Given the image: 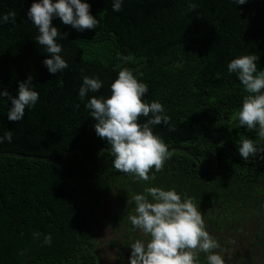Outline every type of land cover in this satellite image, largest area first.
<instances>
[{
	"label": "trees",
	"instance_id": "trees-1",
	"mask_svg": "<svg viewBox=\"0 0 264 264\" xmlns=\"http://www.w3.org/2000/svg\"><path fill=\"white\" fill-rule=\"evenodd\" d=\"M33 2L0 0V15L16 13V23L0 25V91L16 96L19 82L31 76L39 93L37 105L18 122L7 118L11 102L0 101V135H13L11 143L0 144V264H101L96 221L105 200L114 202L110 223L126 257L119 262L129 264L130 244L147 239L127 219L134 214L132 196L146 187L192 198L207 229L227 228L249 208L261 210L264 146L244 160L238 142H264L258 129L236 127L247 93L227 65L251 54L264 69V0H191L194 11L188 0H124L119 12L111 10V0H87L99 21L96 29L77 31L59 18L52 21L67 33L57 41L69 64L62 74H50L43 64L50 54L34 40L38 32L27 16ZM122 68L148 85L144 99L159 101L175 126L174 132L163 123L152 126L170 152L154 180L112 167L111 146L96 135V121L78 99L85 75L104 82L86 100L109 97ZM177 146L189 152L170 149ZM34 232L51 234V246L42 245L43 237L33 239ZM211 235L221 254L223 240ZM200 261L206 264L204 253ZM237 262L226 264H264L250 257Z\"/></svg>",
	"mask_w": 264,
	"mask_h": 264
},
{
	"label": "clouds",
	"instance_id": "clouds-1",
	"mask_svg": "<svg viewBox=\"0 0 264 264\" xmlns=\"http://www.w3.org/2000/svg\"><path fill=\"white\" fill-rule=\"evenodd\" d=\"M123 2L111 0V10L121 11ZM246 2L232 0L235 5ZM90 7L87 0H35L28 9V19L38 32L34 40L50 54L43 60L50 74H62L69 68L61 55L62 45L57 42L65 40L67 33L61 34L53 26V19L59 18L64 25L77 31L96 29L99 21L91 14ZM195 9L196 5L188 0V10ZM9 22L16 23L14 11L0 15V25ZM257 59L251 54L238 56L228 63L227 71L236 75L247 93L237 112L236 127L258 129L259 140L264 142V69L258 68ZM103 83L99 77L83 76L78 99L96 121V135L106 138L111 146L112 167L140 181L154 180L170 152L152 126L163 123L170 132L175 131V126L159 101L149 103L144 99L148 85L127 68L119 70L117 78L110 84L109 97L92 96L86 100L89 93L99 92ZM0 101L11 102L7 111L9 121L23 120L26 109L31 110L39 101L32 77L19 82L16 96L6 89L0 91ZM141 116L148 118L146 122H139ZM12 139V131H6L0 135V144L11 143ZM262 146L264 144H257L252 139H242L238 142V152L242 159L248 160L256 157ZM132 201L134 214L128 215L127 219L133 229L147 239H137L130 244L129 264H201V253L206 255V264H226V258L216 251L220 245L206 230L204 216L192 198L175 189L153 186L133 195ZM41 237L42 245L51 246V234L33 233V239Z\"/></svg>",
	"mask_w": 264,
	"mask_h": 264
},
{
	"label": "rangeland",
	"instance_id": "rangeland-1",
	"mask_svg": "<svg viewBox=\"0 0 264 264\" xmlns=\"http://www.w3.org/2000/svg\"><path fill=\"white\" fill-rule=\"evenodd\" d=\"M260 209L259 212H250L249 208V210L244 211L247 212L243 215L244 218L240 217L236 223L233 222L227 228H216V226L219 227L218 225L206 228L210 234L215 233V236H219L223 240L221 242V255L226 258V261L239 263L237 262L238 259L244 261L249 257L253 258L254 261H264V228H262L264 202L262 201H260ZM217 210L222 212L218 207ZM113 211L114 202L105 200L96 221L98 226L97 253L101 264H124L119 261H126L125 254L120 253L121 247L116 244L121 239L110 223ZM217 232L220 233L217 234ZM215 239L220 244L219 239Z\"/></svg>",
	"mask_w": 264,
	"mask_h": 264
},
{
	"label": "water",
	"instance_id": "water-1",
	"mask_svg": "<svg viewBox=\"0 0 264 264\" xmlns=\"http://www.w3.org/2000/svg\"><path fill=\"white\" fill-rule=\"evenodd\" d=\"M230 148L233 149L232 146H230ZM170 149H171V150H180V151L189 152V150H188L187 148H185V147H181V146L172 147V148H170ZM5 153H6V154H12V155H15V156H21V157H23V156H27V155H25V154H19V153H13V152H2L1 154H5ZM81 155H82L83 162H84L85 154H84L83 151H81ZM98 159H99V155L97 154V156H96V162H95L94 166H93L90 170H92V169L97 165V163H98ZM61 162H62V161H60V163H61Z\"/></svg>",
	"mask_w": 264,
	"mask_h": 264
},
{
	"label": "flooded vegetation",
	"instance_id": "flooded-vegetation-1",
	"mask_svg": "<svg viewBox=\"0 0 264 264\" xmlns=\"http://www.w3.org/2000/svg\"><path fill=\"white\" fill-rule=\"evenodd\" d=\"M253 212V211H252ZM212 226H214V225H212ZM215 228V227H214ZM217 228V227H216ZM215 228V229H216ZM254 257V256H253ZM248 259V258H247ZM247 259H245L244 261H246ZM239 261H241L240 259H238ZM252 260L254 261V259L252 258Z\"/></svg>",
	"mask_w": 264,
	"mask_h": 264
}]
</instances>
